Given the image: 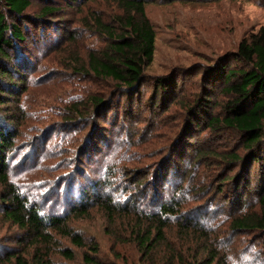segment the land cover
<instances>
[{
  "label": "rangeland",
  "instance_id": "1",
  "mask_svg": "<svg viewBox=\"0 0 264 264\" xmlns=\"http://www.w3.org/2000/svg\"><path fill=\"white\" fill-rule=\"evenodd\" d=\"M32 2L24 23L17 21L26 40L10 51L14 80L4 85L5 97L16 94L0 107V128L13 137L5 154L10 180L21 194L43 218L60 216L88 245L97 244L96 255L106 264H148L135 231L138 225L146 230L153 215L167 221L165 242L153 253L157 264L172 253L189 264L206 259L205 243L226 264H264V231L230 228L240 210L257 208L261 171L246 163L240 132L207 125L211 116L226 115L228 99L219 91L222 83L210 86L207 71L220 64L251 69L230 54L264 28V0H147L156 50L146 83L131 98L126 95L134 90L82 73L75 64L106 46L98 24L119 28V2ZM46 7L55 11L43 18ZM167 76L177 89L157 92L158 78ZM93 98L105 105L95 106ZM232 155L240 162L229 160ZM241 178L248 180L238 188ZM2 193L0 186V264H14L6 255L21 249L22 232L4 218ZM98 200H111L116 216L111 219ZM163 205L178 207V215L163 216ZM76 208L87 212L74 216ZM51 234L57 264H84L87 248ZM60 249L72 250L74 260Z\"/></svg>",
  "mask_w": 264,
  "mask_h": 264
},
{
  "label": "trees",
  "instance_id": "2",
  "mask_svg": "<svg viewBox=\"0 0 264 264\" xmlns=\"http://www.w3.org/2000/svg\"><path fill=\"white\" fill-rule=\"evenodd\" d=\"M115 1L119 2L124 11L123 16L118 18L119 28L112 29L110 25L98 24L97 30L105 36L106 46L100 51H90L88 62L75 64L79 70H82V73L87 74L88 72L96 78L111 80L117 84L119 89L125 91L134 90L126 95L131 98L136 93L138 94L139 89L146 83L145 71L153 62L156 50V32L146 15L147 0ZM32 6V0H0V107H6L7 102L10 101L9 98H13L12 96L16 94L12 92L9 97H5L7 92L4 88L5 83H12L14 80L13 73L9 69L14 65L10 51L26 40L24 28L18 22L24 21L22 16ZM54 11L53 8L46 7L42 9L41 15L45 18ZM230 55L235 56L236 61L250 65L251 69L229 68L226 64H220L218 68L207 71L210 86L216 88L222 83L219 91L228 98L224 105L226 115L223 118L211 116L207 125L213 129H218L220 125H223L240 132L243 136L244 147L249 152L246 163L257 164L261 171V179L264 181V28L259 34L252 35L250 39H243L237 52ZM17 74L20 75V73ZM21 80L23 81L22 78ZM159 89L163 90V93L172 94L177 89V85L171 76L161 77L158 78L155 86L157 92ZM209 90L205 91L206 97L213 94ZM92 101L95 106L105 105L104 100L101 99L93 98ZM199 107L204 111L207 109L203 104ZM12 138L10 132L0 128V186L3 187L1 198L4 206L3 214L8 222L22 232L18 245L21 249L7 253V261L13 259L14 264H57L52 257L53 249H51L53 244L51 233L55 231L60 236L69 239L77 248L88 249L83 254L84 264H106L96 255L99 251L97 244L88 245L80 234L68 226L66 219L60 216L43 218L39 207L31 204L10 180L9 165L5 154L13 146ZM232 157L229 160L240 162V156L232 155ZM230 179L231 177L227 176L223 182L226 183ZM247 180L241 178L236 186L239 188ZM257 193V208L250 207L244 212L240 210V213L230 221V228L233 231L243 234L264 231V186L258 187ZM239 196L241 198L240 194L237 195ZM96 203L106 210L111 219L116 216L118 209L113 206L111 200L105 203L98 200ZM178 209V207L163 205L161 213L163 216L174 217L178 215ZM85 211L87 212L84 208H76L71 214L79 216L85 214ZM148 220L150 223L147 229L144 230L141 225H138L135 235L144 256L149 257L151 261H148V264H157L158 261L153 253L161 243L165 242L167 221L163 220L162 216L155 215L149 216ZM187 226L183 225V228L189 229L190 226ZM153 234L154 237L151 238ZM198 234L203 236L200 232ZM203 237L207 238V236ZM205 245L208 247H206V259L196 258L193 264H226L219 258L216 249L206 243ZM30 249L33 250L31 258L27 255ZM58 253L69 261L75 258L74 252L70 249H60ZM169 256L166 264H189L181 254L172 253Z\"/></svg>",
  "mask_w": 264,
  "mask_h": 264
}]
</instances>
